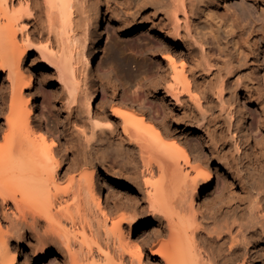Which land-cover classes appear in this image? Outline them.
<instances>
[{
    "label": "bare ground",
    "instance_id": "bare-ground-1",
    "mask_svg": "<svg viewBox=\"0 0 264 264\" xmlns=\"http://www.w3.org/2000/svg\"><path fill=\"white\" fill-rule=\"evenodd\" d=\"M86 1L0 0V264H19L21 247L30 250L33 264H264V144L252 152L240 144L250 139L248 101L264 95V0H257L255 25L242 23L235 12L227 16L229 0H121L131 15L124 33L143 26L150 31L152 20L164 52L157 70L164 72L165 94L157 109L146 96L145 116L127 92L120 93L121 107L100 111L95 98L106 91L97 71L109 21L90 1L91 46L87 40L77 45L76 30L91 18ZM159 11L157 22L151 13ZM33 49L38 55L27 63ZM38 64L64 81L71 104L83 100L80 111L91 134L79 127L75 134L89 143L97 137L101 147L108 140L138 150L145 216L122 203L111 184L106 198L112 203H103L95 161L77 167L60 157V139L47 127L35 89ZM173 124L209 136L218 166L210 167L206 144H182ZM228 124L243 132L230 148ZM223 170L241 193L229 191ZM144 246L153 261L147 263Z\"/></svg>",
    "mask_w": 264,
    "mask_h": 264
},
{
    "label": "rangeland",
    "instance_id": "rangeland-1",
    "mask_svg": "<svg viewBox=\"0 0 264 264\" xmlns=\"http://www.w3.org/2000/svg\"><path fill=\"white\" fill-rule=\"evenodd\" d=\"M90 1L92 5L94 4L93 7L100 6L103 13H105L106 11L105 15L107 17V20L109 21V24L106 26L107 31L105 32L104 36L103 50L100 54V69L97 71V82L99 84H103V87L105 88L106 92H102L101 90V92H99V94L97 95V98H95V101L99 103V107L101 109L100 111L103 112L105 110L110 113L112 111V106L115 105L114 108L116 106L121 107L122 103L120 102V93L127 92V94L132 97L131 100L134 102L135 108H137L138 111L141 110L140 113L145 116L144 110L147 98L149 97L151 99H154L155 104L153 103V106L154 109H157L158 106L161 104L160 101L163 99L165 94V90L162 89L161 85V79L162 77H164L162 76L164 75V72L158 71L160 67L159 59L162 57L164 52L162 50H159L157 46L160 41L155 36L156 30H152L155 25L153 24L152 20H150V22L148 23V26L152 27L150 31L148 28L145 29V26L138 27L131 36H127L124 31L126 30V26L129 25L126 23H128L131 15L130 11L124 8V4L123 2H121V0H87V3L85 4V10H89H86L85 16L87 17V15H90L91 18L87 17L88 19H82V25L79 23L80 28H78V26V29L75 32L79 36V42L77 43V45L87 40V43H89V46L87 48L91 46L92 35L90 29L88 30V27L90 28V24H92L93 22L92 13H94V8L91 7L92 5L90 4ZM256 3H259V1L229 0V7H225L226 10H224V12L227 16H231L232 12L238 13L239 20L242 23L255 25L257 24L258 16L260 13L256 6ZM87 5L89 6L88 8H86ZM107 5L110 6L107 7ZM114 9L116 10V13H114ZM118 9H120L119 12L117 11ZM128 12L129 14H127ZM151 14L156 17V21L158 22L159 17L162 13L159 11L155 13L152 12ZM151 47H156V50L153 53H151ZM36 55H38V50H31L27 57V63H31L34 57H36ZM250 57H252V55H250ZM37 67H39V71L37 73L35 89L38 92L40 101L45 105L43 109L45 123L47 127L56 135V137L60 139V147L58 148L59 150H57L59 152L58 154H60V157L67 158L75 166L78 164L77 167L83 165L87 160L95 161L98 167V178L100 183L99 185L103 186V189L101 191L103 203H112L106 198L107 184H111V189L116 192L118 198L120 197L119 199H121L122 203H125L126 206L129 205L130 207L132 206V204H134L133 206H136L135 211L138 212L136 213L138 215L145 216L144 198L146 185L144 180L145 176H143L142 173L143 161L141 157L138 156V150L134 151L135 153L128 152L129 150H127L126 148L124 149L123 146L118 143V141L110 143L108 142V140H106V146L104 145L103 147H101L100 142H97V137L96 139L95 137L93 138L95 139L93 140L94 142L91 141L89 143L85 140L83 135L79 137L77 134H75L77 127H79L80 130H84V128H86L85 130L89 134V136L91 134L90 128H88L90 127V125L87 124L88 122L86 123V119L83 118L85 117V115H83L80 111L81 106L83 104V100L81 99L79 101H76L77 103L74 102L73 104H71L72 102H70L71 100L67 96L68 94L66 88H64L63 86L64 81L61 80L58 74L54 73L51 68H48V66H44L42 64H38ZM6 76L7 74L5 73L3 75V78ZM156 82H158L157 84H159V86L157 85L158 87L154 86ZM40 84L43 85L42 88H40ZM255 84H257V82H255ZM256 98V102H253V100ZM156 100H159V104ZM30 103L32 106V98ZM248 103L250 105L248 106V109L250 110V115L247 119V133L249 134L250 139L248 144L245 141H241L240 144L241 148L244 149V151L248 148V152H252L253 150H256L255 148L257 146L264 144V127L262 125V122L264 121V95L258 94L257 96H254L253 99H249ZM69 104L75 107L73 112L78 113V115L80 116H78L79 119L76 117L75 119L74 117H72V115L69 114ZM165 104L173 106V104H171L167 99H165ZM140 105H144V108ZM229 107V112H231V108L234 109V105L233 107L232 105H229ZM178 109L179 108L176 107V110L180 111ZM148 114L151 115L152 120L155 123L161 126L163 125L161 122L162 119L160 115L154 116V114H151L150 111H148ZM177 117H179V114ZM4 122L5 118L2 116L1 124H3ZM117 123H120V118H117ZM227 127L228 129L225 131L224 140H227L228 148H230L235 146L234 144L235 140H237V136L241 138L243 132H241V130L239 129H236V124L231 125V130H229L230 124H228ZM240 127L242 126H239V128ZM173 129H176L175 131L177 135L181 137V140L179 141H181L182 144H184L186 141H188L189 144L194 145H200L201 142L206 144V150L209 153V159L211 160L210 167L215 168L216 166H218L213 156H211V151L209 150V136H206L200 131H195L191 132L190 134H187V129L184 126H178L176 124H173ZM234 130H236L238 133L235 137L232 138V132ZM71 132L74 134H72ZM67 136L69 138L72 136L73 138L69 139ZM72 139L73 141H75H72V143H74L75 145L73 144V148L70 149L71 144L69 143V140ZM0 140H2V138ZM81 141L82 143L85 142V144H82ZM89 144H91V146H93L95 149L89 146ZM85 146L88 148H86L87 150L84 149ZM76 147L78 149H76ZM72 149L76 151V156H74V151ZM84 150L88 151L89 153L85 154ZM97 152L99 154H97ZM88 157H90L91 159ZM101 161H105L106 164H108L107 168H103V166L99 167ZM109 165L115 167V172L112 171L111 167L109 168ZM223 172H225L223 175L224 179H226L228 185L230 184L228 186V188H231H229V191L233 189L237 191H235L236 194L241 193L240 186H238V181L235 180L236 178L226 170H223ZM113 187L116 189H114ZM214 196L215 195L210 198V202L214 201ZM197 199L199 204L201 203L200 206L204 204L203 197L200 196ZM20 250L21 253L19 264H33L29 261L30 255L28 254L31 253L30 250L24 249L23 247H21ZM143 250L144 253L146 252V254H149L150 257L147 260V263L153 261V254L150 251V247H147L145 249L144 246Z\"/></svg>",
    "mask_w": 264,
    "mask_h": 264
}]
</instances>
